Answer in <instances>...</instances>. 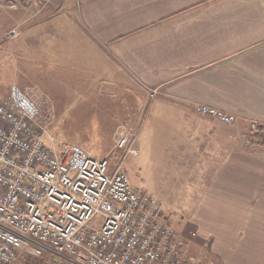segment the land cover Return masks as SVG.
I'll use <instances>...</instances> for the list:
<instances>
[{"label":"crops","instance_id":"0c3cea01","mask_svg":"<svg viewBox=\"0 0 264 264\" xmlns=\"http://www.w3.org/2000/svg\"><path fill=\"white\" fill-rule=\"evenodd\" d=\"M17 3L0 0V49L21 34L25 72L137 105L128 176L187 251L206 264H264V158L243 148L240 127L195 111L264 124V0H59L42 13Z\"/></svg>","mask_w":264,"mask_h":264},{"label":"built area","instance_id":"2783aa9c","mask_svg":"<svg viewBox=\"0 0 264 264\" xmlns=\"http://www.w3.org/2000/svg\"><path fill=\"white\" fill-rule=\"evenodd\" d=\"M195 110L223 124L240 119L208 104ZM38 117L17 85L0 99V264L23 254L39 264H201L161 219L158 201L133 187L125 160L139 150L130 131L118 139L122 156L113 162L75 143L48 144Z\"/></svg>","mask_w":264,"mask_h":264},{"label":"rangeland","instance_id":"374dc122","mask_svg":"<svg viewBox=\"0 0 264 264\" xmlns=\"http://www.w3.org/2000/svg\"><path fill=\"white\" fill-rule=\"evenodd\" d=\"M17 1V7L25 9L37 7L40 9L37 12L40 13L44 12L47 7H57L59 4L57 3L59 0L40 2L36 5L30 4L26 0ZM20 12L22 11L20 10ZM23 45L24 38L20 34L16 47L12 45L8 51L4 48L0 49V99L9 96L14 85L20 87L39 109L38 122L47 131L46 141L48 144L75 143L94 157H108L113 162H118L121 159L122 152L116 145L124 130L133 134L137 145L141 119L138 118L140 114L133 116L132 111L136 109V104L126 103L120 98L99 95L98 89L92 95V87L87 88L85 81L73 82L70 76L69 80L63 82L59 79L60 74L58 72L49 73V76L47 75L44 79L40 77L45 76V73L25 72ZM67 74L73 73L67 72ZM79 75L83 77L87 73H80ZM152 90H150V95ZM128 113H131L130 118H126ZM224 125L240 127L243 148L255 152L258 159H260L259 156L264 158V124L255 120L239 119L233 124ZM130 158L129 156L125 160V166L126 161ZM260 171L264 173V168L257 166L258 174ZM132 183L137 186L135 179L132 180ZM180 218L182 217H178V219ZM101 220L102 217L100 216L94 221L98 224ZM185 228L184 232H190L189 234L194 232L191 226ZM190 254L200 257L198 254ZM26 256L29 255L20 256L15 264H39L33 257L27 259ZM204 261L201 264H206Z\"/></svg>","mask_w":264,"mask_h":264},{"label":"trees","instance_id":"16d2710c","mask_svg":"<svg viewBox=\"0 0 264 264\" xmlns=\"http://www.w3.org/2000/svg\"><path fill=\"white\" fill-rule=\"evenodd\" d=\"M24 255V254H23ZM23 255H21V256H23ZM29 257H33V256H26V258L28 259ZM33 259H36L39 263H40V261H41V259H39V258H36V257H33ZM30 262V261H29Z\"/></svg>","mask_w":264,"mask_h":264}]
</instances>
